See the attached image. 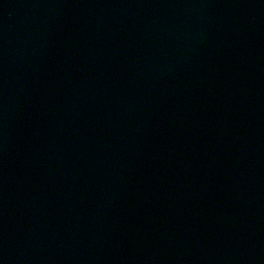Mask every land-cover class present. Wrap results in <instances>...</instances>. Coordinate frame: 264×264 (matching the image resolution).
Here are the masks:
<instances>
[{"label":"water","instance_id":"95a60500","mask_svg":"<svg viewBox=\"0 0 264 264\" xmlns=\"http://www.w3.org/2000/svg\"><path fill=\"white\" fill-rule=\"evenodd\" d=\"M0 264H264V0H0Z\"/></svg>","mask_w":264,"mask_h":264}]
</instances>
